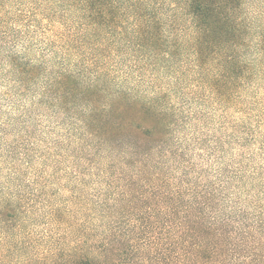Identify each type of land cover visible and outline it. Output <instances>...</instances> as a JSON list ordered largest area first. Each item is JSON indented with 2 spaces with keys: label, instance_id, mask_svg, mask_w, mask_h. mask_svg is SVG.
Wrapping results in <instances>:
<instances>
[{
  "label": "trees",
  "instance_id": "1",
  "mask_svg": "<svg viewBox=\"0 0 264 264\" xmlns=\"http://www.w3.org/2000/svg\"><path fill=\"white\" fill-rule=\"evenodd\" d=\"M248 2L0 0V264H264Z\"/></svg>",
  "mask_w": 264,
  "mask_h": 264
},
{
  "label": "rangeland",
  "instance_id": "2",
  "mask_svg": "<svg viewBox=\"0 0 264 264\" xmlns=\"http://www.w3.org/2000/svg\"><path fill=\"white\" fill-rule=\"evenodd\" d=\"M260 3V0H254V1H250L249 0V2L247 3V5H246V7H245V9H248V12H249V18H254V27H259L260 29H261V21L264 19V15L262 16V19H261V13H259V12H257V11H254V10H251L250 9V6L251 5H254V4H259ZM256 17V18H255ZM259 30H256L255 32H258ZM248 55L249 54H246V57H248ZM32 101V97L31 96H28L27 98H25L24 100H23V102L22 103H20L21 104V107H24V108H26V109H28L29 107H30V102ZM10 111V110H9ZM9 114H10V112H9ZM13 115H15L14 113H13ZM0 119H3V117L2 116H0ZM51 126V123H49V120H44L43 121V123H42V128L44 129V132H46V131H48L47 129H49V127ZM52 126H54V125H52ZM55 131L56 132H59V133H61L62 132V130L61 129H55ZM48 133V132H47ZM191 133H192V131H190V130H187V131H185V134H187V135H191ZM247 147V152H251V151H253L254 150V153H255V150L257 149V147H261V135L260 136H258V142L256 143V142H254V143H250V144H248V146H246ZM193 149L194 148H192V151H193ZM260 152H261V150H259ZM226 159H229V156H226L225 158H224V161L226 160ZM255 164H251L250 166L251 167H256V168H258V172H261V154L260 155H257L256 153H255V162H254ZM250 166H244L243 168H244V172L245 173H247V175H249L248 173H249V170L251 169L252 170V168L250 167ZM250 167V168H249ZM256 179V180H255ZM259 180H261V173L258 175V176H255V178H254V180H252V181H250V183L251 182H253V181H255L256 182V184H258V181ZM254 192H256V191H261V187H259V185H255L254 186V188L252 189Z\"/></svg>",
  "mask_w": 264,
  "mask_h": 264
},
{
  "label": "clouds",
  "instance_id": "3",
  "mask_svg": "<svg viewBox=\"0 0 264 264\" xmlns=\"http://www.w3.org/2000/svg\"><path fill=\"white\" fill-rule=\"evenodd\" d=\"M250 9L264 14V0H260L259 4L251 5Z\"/></svg>",
  "mask_w": 264,
  "mask_h": 264
}]
</instances>
